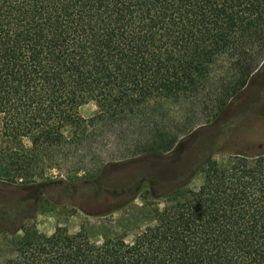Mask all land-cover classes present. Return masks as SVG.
Instances as JSON below:
<instances>
[{
    "label": "trees",
    "instance_id": "16d2710c",
    "mask_svg": "<svg viewBox=\"0 0 264 264\" xmlns=\"http://www.w3.org/2000/svg\"><path fill=\"white\" fill-rule=\"evenodd\" d=\"M263 69L264 0H0V133L39 150L0 153V190L38 185L22 179L45 150L68 162L103 134L121 146L92 179L40 183L48 197L0 193V264H264V131L205 143ZM89 100L97 112L84 118ZM117 166L131 176L108 178ZM54 191L73 207L75 193L102 199L83 211L96 219L141 197L148 224L100 244L60 226L28 231L40 201L63 204Z\"/></svg>",
    "mask_w": 264,
    "mask_h": 264
},
{
    "label": "rangeland",
    "instance_id": "374dc122",
    "mask_svg": "<svg viewBox=\"0 0 264 264\" xmlns=\"http://www.w3.org/2000/svg\"><path fill=\"white\" fill-rule=\"evenodd\" d=\"M255 102L256 105L249 106V104ZM264 105V69L260 75L254 78L250 84L242 91L240 95L231 104L230 110L225 114L224 118L217 122L212 128L207 131L205 143L208 146L211 138L214 140V144L219 147L224 146L226 142V136H228L233 130L239 126L244 127L239 132V137L247 138L253 134H261L264 131V109L260 106ZM249 107V108H248ZM248 108V110H246ZM242 109L245 110V114L242 113ZM97 112V105L93 100L87 101L79 108V114L84 118H89ZM1 130V120H0ZM70 135L69 132L65 133ZM118 134H103L98 137L99 144L96 145V149L92 151L79 150L71 160L58 162L53 160L56 155V150H45V158L40 160L36 165L32 164L33 177H23V182H47L50 180L63 179L70 183L78 182L79 180L92 179L94 173L104 165V162L110 156L111 152L116 150V147L121 146H106V140L110 138H117ZM207 140V141H206ZM2 135L0 133V153L2 154H19L28 156L29 154H35L39 150L34 149L29 138H23L19 141L12 142L10 145L3 143ZM223 144V145H221ZM189 151L186 149L184 152ZM41 152V151H40ZM180 157L181 161L184 157L188 159V153ZM42 154V152H41ZM86 155V156H85ZM43 156V155H41ZM83 159L81 160V157ZM216 160H221L219 156H215ZM101 166V167H100ZM127 168V167H126ZM121 168L120 166L107 169L106 174L108 178H114L117 176H123L124 179H128L132 174L127 168ZM123 174V175H122ZM205 176L200 173L197 174L190 182L189 187L192 189H198L204 183ZM120 182V181H119ZM40 183L31 185L27 188H7L8 190H0V193H7L4 197L19 198L20 196L37 194L40 189L43 190V195L47 196V191L44 185ZM124 184V183H123ZM148 188L145 185L143 191ZM104 190V189H103ZM129 190V187H128ZM8 191V192H7ZM105 192V191H104ZM103 192V193H104ZM130 192V191H129ZM128 192V193H129ZM85 195V196H84ZM100 195V194H98ZM144 195V194H143ZM3 196V195H2ZM74 199L79 202V198H82L83 204L78 206H71L65 202L71 200L70 194L67 192L60 193L54 191L52 198L54 202H63L62 205H54L49 201H40L37 207L32 208L34 218L28 222V231H34L35 229L46 235L52 234L55 229L60 226L66 228L70 233L76 234L81 231L86 232L92 241L95 243H102L105 237H116L124 235L127 241H131L144 226H146L148 214L150 213V207H145L142 198H138L132 202L124 210L117 211L112 215L102 218H90L87 217L83 211L93 212L98 207H101L102 202H96L95 206H89L88 201H93L95 198L91 197L89 192L75 193ZM101 197V196H100ZM65 203V204H64ZM160 205H163L162 203ZM29 207V211H30ZM32 212V211H31ZM22 234V231L19 233Z\"/></svg>",
    "mask_w": 264,
    "mask_h": 264
}]
</instances>
